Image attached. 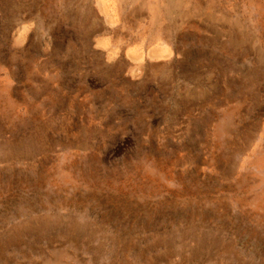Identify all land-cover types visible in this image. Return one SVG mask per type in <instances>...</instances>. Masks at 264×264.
Segmentation results:
<instances>
[{
	"label": "rangeland",
	"instance_id": "1",
	"mask_svg": "<svg viewBox=\"0 0 264 264\" xmlns=\"http://www.w3.org/2000/svg\"><path fill=\"white\" fill-rule=\"evenodd\" d=\"M0 264H264V0H0Z\"/></svg>",
	"mask_w": 264,
	"mask_h": 264
}]
</instances>
